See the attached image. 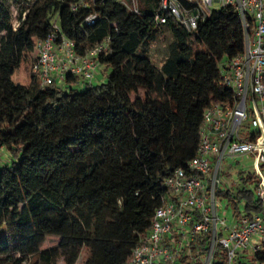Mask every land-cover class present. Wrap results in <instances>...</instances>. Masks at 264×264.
Wrapping results in <instances>:
<instances>
[{"label":"trees","instance_id":"obj_1","mask_svg":"<svg viewBox=\"0 0 264 264\" xmlns=\"http://www.w3.org/2000/svg\"><path fill=\"white\" fill-rule=\"evenodd\" d=\"M7 1L0 0V148L10 160L0 165V264H127L169 194L165 179L195 156L204 111L231 99L219 64L243 52L238 14L212 9L187 30L161 0H137V13L123 4L130 0ZM55 19L79 56L108 40L95 57L110 70L105 82L67 76L40 87L30 72L35 43ZM165 32L171 40L157 67L149 52ZM29 64V82L14 83ZM239 180L253 189L215 196L234 207L235 221L262 215L254 173ZM46 237L58 243L41 250ZM209 242L210 231L195 235L177 264H203ZM251 261L264 264V247ZM211 264H226L225 252Z\"/></svg>","mask_w":264,"mask_h":264},{"label":"built area","instance_id":"obj_2","mask_svg":"<svg viewBox=\"0 0 264 264\" xmlns=\"http://www.w3.org/2000/svg\"><path fill=\"white\" fill-rule=\"evenodd\" d=\"M186 1L193 5V12L180 0H161V8L185 29L193 30L213 5L232 7L241 22L244 48L240 55L219 64L223 87L231 92V99L204 111L195 156L186 171L174 170L165 179L169 194L156 209L148 232L140 235L127 264H170L195 235L207 231L210 242L203 264L212 263L217 246L224 250L226 264H233L238 251L250 250L252 254L264 247V213L227 225L217 216L215 196L217 189H228L220 186L222 163L243 157L255 167L256 195L264 208V0ZM79 4L85 6V0ZM123 4L137 13V0ZM85 22L95 24V15ZM107 45L108 40L79 56L75 43L61 34L55 19L50 34L35 43L31 74L41 88L61 83L67 76L92 84L99 71L95 57L106 51Z\"/></svg>","mask_w":264,"mask_h":264},{"label":"rangeland","instance_id":"obj_3","mask_svg":"<svg viewBox=\"0 0 264 264\" xmlns=\"http://www.w3.org/2000/svg\"><path fill=\"white\" fill-rule=\"evenodd\" d=\"M7 3L10 5L11 2L10 0L7 1ZM219 5L215 4L211 7V9H218ZM14 15H16L14 13ZM171 37L168 33H164L163 36L158 38L151 46L150 52H149V57L153 64L157 67H159L162 63V60L164 59L166 55V47L168 43L170 42ZM34 56V55H33ZM30 64L29 65H24L17 69L12 77V80L14 83L17 84H23L26 85L29 82V76L27 75V72L29 70ZM100 70V68H99ZM31 72V70H30ZM110 70H104V74H109ZM105 75L103 77H99L98 83L105 82ZM95 82V81H94ZM94 84H97L96 82ZM59 85V84H58ZM247 123L245 122L244 125ZM10 160V155L7 153V151L3 148H0V165L9 162ZM254 173L255 172V167L253 163L249 160L244 159L243 157H239L238 159H229L226 162H223L221 167H220V174H219V180H220V186L221 187H226L231 189L234 193L236 192L237 189H245V190H252L253 186L246 184L243 185L240 180V174L241 173ZM255 198H257V195L255 193ZM237 206L239 208L240 212H244V200L240 197L236 199ZM217 204V216L220 219H224L226 221L227 225L232 224L235 221L234 218V207L230 204H228L227 200L219 198L216 201ZM58 238L56 237H46V240L44 244L41 247V250L51 248L58 243ZM224 250L217 246L215 248V254L214 257L218 258L219 255L223 252ZM251 251L250 250H241L238 251L235 255V258L233 260V264H236L237 260L241 258V260L244 262V264H256L251 261ZM177 253L175 255V260L173 261L172 264H177ZM25 264H28V260L25 261ZM56 264H63L62 260H58ZM76 264H82L81 259L77 261Z\"/></svg>","mask_w":264,"mask_h":264},{"label":"crops","instance_id":"obj_4","mask_svg":"<svg viewBox=\"0 0 264 264\" xmlns=\"http://www.w3.org/2000/svg\"><path fill=\"white\" fill-rule=\"evenodd\" d=\"M104 70L105 69H102L100 68V70L96 73V75L94 76L93 78V81H92V84H94L95 82L98 83V80H99V77H103L104 78ZM95 81V82H94ZM59 85H62V82L61 83H58Z\"/></svg>","mask_w":264,"mask_h":264}]
</instances>
